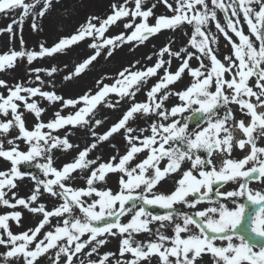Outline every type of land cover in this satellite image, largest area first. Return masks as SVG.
<instances>
[{
    "label": "snow or ice",
    "instance_id": "1",
    "mask_svg": "<svg viewBox=\"0 0 264 264\" xmlns=\"http://www.w3.org/2000/svg\"><path fill=\"white\" fill-rule=\"evenodd\" d=\"M53 2L54 0H0V13L20 12L19 17L2 31H6L10 39L15 38L13 25H18L22 33L23 22L29 16L32 17L33 31L39 30L38 19L51 10ZM158 2L163 3L173 15L155 16L153 9L156 4L145 7L146 0H131L134 7L129 6L130 0H123L122 3L111 5L112 12L105 19L90 17L75 33L62 37L51 47L41 43L38 50L25 49L21 34L19 51L10 49L9 52L0 54V71H4L14 68L18 60L26 59L31 64L35 60L62 53L86 38H92L93 42L89 47L96 49L95 54L76 66L74 73L65 77L70 80L96 60L102 47H107V55L110 56L122 44L133 41L143 43L163 30L174 31L183 28L185 24L192 26L188 43L196 50L188 51L185 47L173 51L170 42L159 50L160 58L154 65L142 70H132L135 67L133 64L118 73L112 85L103 84L95 93L89 89L76 99L64 100L54 91H43L39 86L25 87L22 83H17L14 87H9L6 81L0 80V87L6 88L8 92L6 96L0 94V114L5 117L11 115V119L0 121V136L6 137L13 128H18L19 131L18 136L6 140L10 146L7 149L4 147L5 140L0 139V158L11 164L8 170L0 171V205L12 209L23 206L34 214L42 215L34 229L14 234L9 221L19 223L21 213L12 211L0 214V246L7 249L0 254L4 258V264H10L11 260L18 258H22L24 264H37L38 259L50 249H58L53 264H60L61 254L66 257L64 264H74L73 257L87 247L91 248L87 253L89 256L96 253L98 248L107 243L104 238L106 236L121 237L119 255L131 256L130 259H117L116 264H142L143 261L150 264L153 256H158L160 264H197L204 254L212 256V264H264V244L259 246L258 251L254 250L257 243L242 231L245 229V216L250 214L252 236L264 240V190L249 186L254 180L264 183V147L257 145L258 136L264 137V111H257L264 109V0H231L228 4L223 0H211L212 8L209 7L208 0ZM215 9L225 13L226 25L222 26L217 20ZM241 14L250 35H245L240 27ZM150 17L155 19L154 24L148 22ZM124 18L128 21L124 27L131 29L130 33L125 35L121 32L115 37H105L108 28ZM137 18L139 23L136 22ZM210 21H215L216 29L233 48V56L224 58L226 63L217 58L210 46V42H217L215 36H210L205 31ZM226 29H230L238 37L239 43L232 40ZM250 36H254L255 40L250 39ZM98 38L102 39V43H97ZM256 41L259 42L258 47ZM165 54L181 59L175 72L165 67L171 64L170 59H163ZM202 57L210 60V67L204 64ZM193 58L199 61V67L190 66L189 62ZM161 69L164 70V75L147 91L148 99L135 102L136 93L146 85L149 78L156 77ZM42 71L52 76L57 68L30 69L37 81H41ZM186 71L193 82L185 90L175 93L169 91V85L179 81ZM253 77L255 83L250 86L249 81ZM97 84L100 85L101 82L98 81ZM110 93L120 98L115 104L105 100ZM171 95L177 96L181 103L168 108L165 102ZM36 96L51 103L59 101L63 107L71 106L76 111L67 116L58 111L54 113V120L45 123L39 119L44 109L34 99L29 102V99ZM123 99L132 103L117 123L104 134L97 136L93 131L92 135L96 140L81 150L73 162L65 164L61 169L53 166V149L66 150L74 147L69 143L67 135L64 138L54 136V131L66 126L89 128L98 104L103 102L109 107H115ZM18 102H22L24 108L36 116L38 122L32 130L25 127L23 113L18 111L21 106ZM231 103L239 105L242 112L246 110L245 114L251 117L249 124L246 125L244 120L232 123L233 113L228 108ZM79 105L83 106L78 107ZM222 107L227 108V111L220 116L218 113ZM137 113L146 116L154 114L162 122L154 121L151 124L150 135H133L134 130L127 124ZM186 113L190 115H185ZM200 118L206 119L207 127L191 131L188 121ZM101 123L102 121L95 120V125ZM45 128L48 129L47 132L43 131ZM233 128L240 129L245 138L234 142ZM121 129H126L129 148L119 157L118 162H115L116 156L111 157L107 163L98 165L100 157L95 160L87 159L99 142L107 141ZM144 131L140 129L141 133ZM17 140H23L28 145V150L21 151L19 144L15 143ZM246 145L250 146V152L244 158L225 159L219 168L213 163V153L230 157L234 146L243 150ZM145 150L148 152L146 158L135 167L130 166L136 155ZM201 151L208 153L207 160L198 154ZM41 157L44 162L36 166L42 170L45 178L31 176L35 181L32 194L27 199L17 198L12 190L17 187L16 180L23 179L25 175L19 166ZM165 159L168 162L162 169L160 162ZM185 162L191 164L187 170L182 169ZM76 170L89 171L85 188H73L67 183L74 179L72 173ZM178 172L182 174L175 182L174 191L168 194L154 191L163 179ZM108 173L122 174L120 190L116 193L111 189L101 190L95 186L96 183L105 181ZM229 182L236 183L238 187L221 191ZM43 193L60 199L62 203L48 210L46 205L38 203ZM93 196L96 199H91ZM85 197L91 199V203L83 199ZM242 197L249 203H239L238 200ZM221 198L231 200L235 207L230 208L221 202ZM204 203L212 206L196 210L194 215L177 212L174 208L177 204H183L197 209L198 205ZM148 205L170 211L164 215H153L147 210ZM76 209L82 215H77ZM129 215L131 218L127 223L121 222L122 217ZM51 218L58 220L54 230L42 233L46 225L51 226ZM153 222L160 223V228L156 230L157 239L147 243L136 241L134 234L152 233L150 225ZM168 225L173 227L172 236L161 231ZM86 234L87 239L81 240ZM41 235L43 239L39 238ZM217 241H226V244L219 245ZM32 245L34 247H30ZM115 255L104 253L100 259L90 260L89 264H110V257Z\"/></svg>",
    "mask_w": 264,
    "mask_h": 264
},
{
    "label": "rangeland",
    "instance_id": "2",
    "mask_svg": "<svg viewBox=\"0 0 264 264\" xmlns=\"http://www.w3.org/2000/svg\"><path fill=\"white\" fill-rule=\"evenodd\" d=\"M26 2H30V0H26ZM123 0H54L53 6L50 11L46 13V15L38 19L39 30L33 31L31 27L32 17L29 16L25 18L22 26V33L18 25H13V30L16 33L15 38L10 39L9 34L6 31H2L7 28V26L12 23L14 19H17L20 15V12H9L7 14L0 13V54L9 52L10 49H15L19 51L21 49V41L20 36L22 34L25 49L38 50V46L41 43H44L46 47H51L55 43H57L62 37H69L73 33L80 28L81 25L85 24L86 21L90 17H99L101 20L105 19L108 15L111 14L112 8L111 5L113 3H122ZM172 2V0H169ZM225 4L231 2V0H223ZM209 7L212 8L211 0H208ZM152 4H156V7L153 9L155 16L160 15H173L172 12L161 2L158 0H146L145 7H150ZM130 7H134V4L131 3ZM217 12V20L221 23V25H226V17L225 13L220 11L219 9H215ZM228 15H231L229 11ZM235 19V18H233ZM127 18L121 19L117 21L114 25H111L108 30L105 32V37H115L119 35L121 32L125 33V35L129 34L131 29H125L124 24L127 23ZM137 23L140 22L139 18H137ZM148 22L150 24L155 23V19L150 17ZM98 25V22H96ZM240 27H242L245 35H250V30L243 20V16L241 14V23ZM192 26L185 24L183 28H177L176 30H163L162 32L149 37V39L143 43H137L135 41L122 44L119 47L115 48L112 55H107V47H102L100 49V55L93 61L89 66H87L83 72L79 75H74L72 79L66 80L65 77L70 73L75 72L76 66L82 63L85 59L95 54L96 49L89 47V45L93 42L92 38H86L85 40L79 42L71 46V48L66 49L62 53L54 54L51 57H45L43 59H38L33 61L31 64H28L26 59L18 60L16 62V66L11 69H7L4 71H0V80H4L7 82L9 87H14L17 83H22L25 87H41L43 91H54L57 95H60L64 98V100L76 99L77 97L83 96L89 89L95 93L100 86L103 84L112 85L115 83V80L123 69L128 68L135 64V67L132 70H142L146 67L152 66L155 64L156 60L159 59V50L163 48L166 44L171 42V47L173 51H179L181 48H188V51L195 52L196 50L191 48L189 45V39L192 33ZM205 31L210 36H215L217 42L211 43L210 46L213 49L214 53L217 55V58L221 60V62H225L224 58L226 56H233V48L229 41L224 37L222 33H220L215 27V21H210ZM228 31L229 36L232 37V40L239 43L238 37L235 36L234 33L231 32L230 29H226ZM187 33V34H186ZM250 39L255 40L254 36H250ZM97 43H102V39L98 38ZM256 46H259V42L256 41ZM111 47V46H108ZM151 59H148V57ZM235 59V57H233ZM163 59L171 60V64L165 65L169 71L175 72L176 69L181 64V59L176 57H169L167 54L164 55ZM205 65L210 67V60L208 58L202 57ZM139 61V63H135ZM238 62V61H237ZM190 66L192 68L199 67V61L195 58L190 60ZM53 66L57 68V71L53 73L52 76H48L46 72L42 71L40 73L41 81H37L35 79V74L30 72V69L40 68V69H50ZM164 75V70L161 69L158 71V75L156 77L149 78L146 85L140 89L139 92L136 93L135 102H144L148 98L146 96L147 91L150 90L153 84L157 82V80ZM227 76V74H226ZM100 81L101 84L98 85L97 82ZM193 82V78L186 71L182 78L176 83L169 85V91L175 93L182 90H185L191 83ZM255 83V78H250L249 84L250 86ZM214 90V89H213ZM255 90V89H254ZM163 92V90H162ZM0 94L7 95V89L4 87H0ZM23 94V93H22ZM35 100L38 106L44 111L40 116V120L47 123L48 121L54 120L56 117L54 113L60 112L61 115L67 116L76 111L75 108L63 107L62 103L57 101L51 103L46 99L36 96L34 98L29 99V102ZM120 98L113 93L108 94L105 97V100L110 103L115 104L117 100ZM21 104L18 109L19 112L23 113V119L25 122V127L28 130H32L34 125L38 122L36 116L26 110L22 104V102H18ZM132 101L128 99L120 100L119 104L115 107H109L108 104L101 102L97 105L95 111V116L92 118V123L89 128H81L79 126L72 127L66 126L65 128H61L52 133L54 136H58L64 138L67 135V139L70 144L74 145V147L69 149L57 148L53 149L51 155L53 158V166L57 169H61L65 164L73 162L77 157L78 153L83 150L86 146L92 144L96 137L92 135L94 131L97 136L104 134L107 132L115 123L119 121L120 118L124 115V113L131 106ZM181 103L177 96L171 95L169 99L165 102V106L170 108L173 105ZM83 105H79L78 107H82ZM228 108L232 110L233 117L235 119L247 118L250 120V116L246 115L245 112L240 110L239 105L235 103H231L228 105ZM227 111V108H221L218 113L220 116H223ZM185 115H190V113H186ZM7 119H11V115L8 117L0 114V121H5ZM95 120H100L102 123L100 125H95ZM162 122L161 118L155 116L154 114L144 115L143 113L135 114V117L131 119L127 126L131 127L133 131V135L137 136H147L150 135V126L153 122ZM236 120L232 121L235 123ZM189 123V121H188ZM201 127H207V123L202 126L190 125L189 129L191 131H197ZM140 129H144L143 133L140 132ZM43 131L47 132L48 129H43ZM71 133V134H68ZM19 135L18 128H13L10 132L5 136H0V139L5 140V149L10 146L6 143L7 139H13L14 137ZM126 129H121L119 132L113 134L107 141L99 142L97 147L92 150L87 159L95 160L97 157H100V160L97 161V165L99 163H107L109 159L113 156L117 157V161L119 157L123 156L129 148V145L126 140ZM15 143L19 144V148L21 151H27L28 145L24 143L23 140H17ZM78 145V147H75ZM113 145L115 147H113ZM201 155L202 159L206 160L205 152L201 151L198 153ZM148 155L147 150L142 153L136 155L135 159L130 162V166L135 167L136 164L140 163L143 159ZM44 159L37 158V160L32 161L34 164L43 163ZM167 159L162 160L160 162V167H163L167 164ZM21 164L20 171L25 173L23 179L16 180L17 187L13 189L16 193L17 198H25L27 199L31 194L35 187V181L31 179L32 175H29L28 172H25L22 169ZM11 167L9 161L4 158H0V171L8 170ZM95 167V166H93ZM191 167L190 162H185L182 165V169L187 170ZM89 175V171H80L76 170L72 173L74 179L68 181L73 188H85L86 180L80 181L78 178L79 173ZM182 173H173L163 179L157 187L154 189L157 193H165L168 194L175 190L176 181L180 178ZM121 173H108L105 177V181L98 182L95 186L98 189H111L113 193H116L120 190V178ZM38 179H44L43 175H35ZM51 178V177H49ZM125 179L127 177L125 176ZM11 196V193H9ZM88 203H91V199H96L93 196L91 199L83 198ZM14 202V201H13ZM221 202L227 204L230 208L235 207L232 204L231 200L221 199ZM38 203H42L46 205L48 210H51L54 206H58L62 201L56 197H52L47 193H43L40 197ZM36 206V205H33ZM212 206L208 203H204L197 206V209H191L183 204H177L174 206L177 212L187 213L189 215H194L196 210H200L204 207ZM147 210L151 212L153 215H164L168 209H164L159 206H146ZM12 211H19L21 213V219L19 223L16 221H9L10 229L14 234L23 233L28 231L29 229H34L39 221L42 219V215L34 214L30 212L27 208L23 206H18L15 209L5 207L0 205V214L10 213ZM77 215H82L79 213V209H76ZM131 216H125L121 218V222L127 223L130 220ZM114 219V218H110ZM58 223L56 218H51V226L46 225L42 230L43 232L54 230V226ZM152 229V233L141 232L138 234H134V239L138 242L147 243L151 240H156V230L160 228L159 222H153L150 225ZM167 236H172L173 227L171 225L166 226L161 229ZM43 239V235L39 237ZM107 240V243L104 246L98 248L96 253H92L89 256L87 253L91 251L90 247L82 250V253H78L73 257L74 264H89L90 260H98L100 259L104 253H115L116 255L110 257V264H116L117 259H130V254H125L124 257L119 255L120 241L121 237H104ZM87 239V234L84 237H81V240ZM219 245L226 244V241H217ZM34 247V245L30 246ZM7 251L4 246H0V254H3ZM58 249H50L48 253L44 254L42 257L38 259L37 264H53L56 259V253ZM66 257L61 254L60 264H64ZM212 256L210 254H204L201 259L197 261V264H212ZM0 264H4V258L0 255ZM10 264H24L22 258L13 259L10 261ZM142 264H149L148 261H143ZM150 264H160L158 256H153Z\"/></svg>",
    "mask_w": 264,
    "mask_h": 264
},
{
    "label": "flooded vegetation",
    "instance_id": "3",
    "mask_svg": "<svg viewBox=\"0 0 264 264\" xmlns=\"http://www.w3.org/2000/svg\"><path fill=\"white\" fill-rule=\"evenodd\" d=\"M246 119L247 118H241V119H234V120H236V122H238L239 120H244V121H246ZM233 120V121H234ZM236 131H238V128H233L232 129V132H233V137H235L236 135H235V133H236ZM254 135H257V133H254ZM245 138V136H244V134L242 133V136H241V138L240 139H244ZM239 139H235L234 140V142L235 141H238ZM257 145L259 146V147H264V137H259L258 136V139H257ZM249 152H250V146L249 145H246L245 146V148L243 149V150H241V149H239V147H237L236 146V148L235 147H233V150H232V153H231V156L229 157V156H227L226 154H219V156H212V158H213V163L215 164V166L217 167V168H219L221 165H222V163H223V161L226 159V158H232V159H242V158H244L245 156H247L248 154H249ZM220 155H222V156H220ZM220 157H223L224 159L223 160H219L218 158H220ZM250 187H253L254 189H256V190H264V183H261L260 181H257V180H254V181H251L250 182V185H249ZM238 187V185L236 184V183H233V182H229V185H228V187L226 188L227 190H230V189H236ZM241 200H243V203H245V201H246V198H240ZM249 207H251V205H249ZM245 227H247L249 230H250V224H251V218H250V214H246V216H245ZM261 244H264V243H258L257 244V248L256 249H254V250H259V246L261 245Z\"/></svg>",
    "mask_w": 264,
    "mask_h": 264
},
{
    "label": "bare ground",
    "instance_id": "4",
    "mask_svg": "<svg viewBox=\"0 0 264 264\" xmlns=\"http://www.w3.org/2000/svg\"><path fill=\"white\" fill-rule=\"evenodd\" d=\"M257 111H258V112H259V111H264V109H257ZM87 176H88V175L83 174L82 172H80L79 175H78V178L80 179V181H85Z\"/></svg>",
    "mask_w": 264,
    "mask_h": 264
},
{
    "label": "water",
    "instance_id": "5",
    "mask_svg": "<svg viewBox=\"0 0 264 264\" xmlns=\"http://www.w3.org/2000/svg\"><path fill=\"white\" fill-rule=\"evenodd\" d=\"M191 120H192V122L199 124L201 122L202 118H200V119H191ZM24 167L28 168V167H30V165L26 164ZM32 173L34 174L36 172H32Z\"/></svg>",
    "mask_w": 264,
    "mask_h": 264
}]
</instances>
